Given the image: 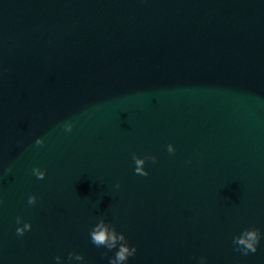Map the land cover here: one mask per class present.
<instances>
[{
  "label": "water",
  "instance_id": "95a60500",
  "mask_svg": "<svg viewBox=\"0 0 264 264\" xmlns=\"http://www.w3.org/2000/svg\"><path fill=\"white\" fill-rule=\"evenodd\" d=\"M97 225L119 264H264V0H0V264H109Z\"/></svg>",
  "mask_w": 264,
  "mask_h": 264
},
{
  "label": "clouds",
  "instance_id": "9594fccd",
  "mask_svg": "<svg viewBox=\"0 0 264 264\" xmlns=\"http://www.w3.org/2000/svg\"><path fill=\"white\" fill-rule=\"evenodd\" d=\"M64 128L66 131H71L72 125L71 123H66L64 125ZM42 138H37L35 143L36 145H42L43 144ZM169 151H171V148L169 147ZM153 161H155V157L152 158ZM137 165L141 164L142 161L137 160ZM33 174L38 179H43L45 176V172L41 171L39 168H33L32 169ZM135 173L147 176L148 173L143 171L141 168L137 167L135 169ZM36 202L35 196H29L28 197V204L32 205ZM17 224L20 223V217L16 218ZM31 225L30 223H24L23 228L17 227L16 232L18 235H23L26 230H30ZM90 238L91 242L97 246H105L107 249L111 250L113 248H116L117 241H121L120 246L118 250L115 253L114 258H111L109 260V264H119V262L127 261L128 257L133 256L137 249L135 246L129 247L127 240L123 233H120L119 236L116 235L115 228L113 227V230L111 232L108 231L107 228L103 227L102 225H97L95 229H92L90 231ZM260 234L258 229H245L241 235L233 238V243L237 245V250L242 251L245 255L248 254V252L255 253L257 251L256 245L259 243ZM73 256L72 253H69V258L71 259ZM76 259H83V257L79 254H75ZM56 260L59 261L60 257H56Z\"/></svg>",
  "mask_w": 264,
  "mask_h": 264
}]
</instances>
